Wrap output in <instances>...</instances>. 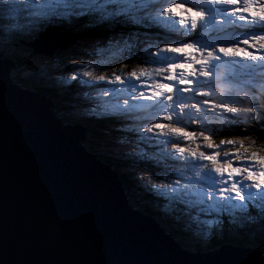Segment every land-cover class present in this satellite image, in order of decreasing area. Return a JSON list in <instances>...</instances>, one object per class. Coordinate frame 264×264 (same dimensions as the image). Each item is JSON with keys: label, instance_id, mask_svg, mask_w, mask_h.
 <instances>
[{"label": "snow or ice", "instance_id": "6c2138e0", "mask_svg": "<svg viewBox=\"0 0 264 264\" xmlns=\"http://www.w3.org/2000/svg\"><path fill=\"white\" fill-rule=\"evenodd\" d=\"M176 9H182L184 14L178 15ZM24 13L32 26L41 29L65 23L95 24L108 33V40L122 41L126 45L128 59L139 60V54L146 53L148 58L144 63L157 65L132 67L124 75L127 66L121 64L119 70L113 69L110 76H105L94 75L87 70L88 64H82L85 70L79 71L74 61L65 69L72 74L64 83L71 81L87 85L89 89L99 88L100 95L116 97L115 104L99 112L93 108L91 114L115 124L121 142L132 143L136 136L154 140L157 148L164 149L159 152L165 165L163 177L153 162L137 154L135 148L129 155L137 156L149 167L150 175L141 179L150 185L149 190L155 197L166 202L165 208L177 219L212 225L225 214L239 213L264 223V155L256 154L264 152V147L250 151L254 144L246 146L243 141L233 139L215 143L211 130L204 127L210 115L216 118L231 114L235 118L244 113L253 123L264 121V101L260 108L255 102L238 108L230 95L222 100L209 99L214 96L211 81L218 67L240 69L245 75L257 68L264 69V31L259 35L246 33L239 41H224L221 36L224 25H236L237 21L243 22L240 27L258 25L264 29V3L258 0H0V16ZM161 25L189 39L169 40L160 31ZM150 33L163 44L156 51L151 50L156 44L141 47L151 39ZM58 39L57 35L51 36L53 42ZM81 75L89 79H81ZM101 82L122 87L106 88ZM121 94L123 102L119 100ZM130 101L150 102L153 114L163 113L161 121L166 123L130 126L127 120L136 108V103ZM189 121L200 130H186L183 124ZM140 133L152 136L140 137ZM7 139L0 102V177L3 178L0 191L3 194ZM169 144L171 151L166 150ZM160 162L155 163L159 165ZM169 168L175 169L174 179H169L173 175L167 171ZM2 213L3 201L0 203ZM2 241L3 225L0 226V247ZM259 243L264 244V239ZM0 264H4L2 259ZM260 264H264V259Z\"/></svg>", "mask_w": 264, "mask_h": 264}, {"label": "water", "instance_id": "95a60500", "mask_svg": "<svg viewBox=\"0 0 264 264\" xmlns=\"http://www.w3.org/2000/svg\"><path fill=\"white\" fill-rule=\"evenodd\" d=\"M48 31L30 44L35 52L51 55L74 42L52 45ZM11 68L0 60L8 132L4 194L0 191L4 264H260L264 259L259 250L228 243L206 253L182 248L154 218L128 205L116 171L82 144L85 127L58 118L45 94L17 88Z\"/></svg>", "mask_w": 264, "mask_h": 264}, {"label": "rangeland", "instance_id": "374dc122", "mask_svg": "<svg viewBox=\"0 0 264 264\" xmlns=\"http://www.w3.org/2000/svg\"><path fill=\"white\" fill-rule=\"evenodd\" d=\"M258 2L264 3V0H258ZM178 15H183L182 9L175 10ZM250 10V14H251ZM256 13H259V8L256 9ZM191 15V14H188ZM219 20L220 17H217ZM2 23H0V59H12L16 60L17 64H12V71L10 73L11 79L15 85L19 88L31 91L39 90L49 94L52 98V110L55 115L60 118L65 123L69 124L75 120L73 117L75 115L79 117L77 119V126H84L81 124L85 118H92L94 120H98L99 124H103V127H100L97 132H99V136L94 138L91 135H84L82 139V144L87 147L94 154H97L101 159H108L109 163H117L116 160H119V167L125 170L127 173L131 172L132 178L137 179L136 184L138 182L144 183V190H149L150 185L147 184L146 181L141 179L142 176L150 175V169L148 166L144 164L143 161L139 160L137 156L129 155L132 150L135 148L137 154L144 155L149 160L153 162L154 167H162V171H159L161 177L165 175V165L163 163V158L159 155L164 149L157 148L154 140L147 141L136 136L133 137V142H121V135L115 131L116 126H113L108 119L106 118H97L96 116L91 114V110L93 108L96 109L97 112L101 111L105 106L110 105L109 101L105 100L107 97L100 95L99 91L97 92L96 89L88 90L87 92L82 91L80 89H85L84 85H79L78 83L73 84L69 81L71 86L67 84H62V82L54 81L52 82V86L46 83L44 80L47 81V73L49 74V70L43 68V64L41 66L31 68V65L25 63L28 59L29 63L34 62V58L32 55L35 54V63H47V66H50L55 72L57 69H64L58 63L67 64L68 61L74 63H78V70L83 71L85 69L82 68V64H88L89 69L93 72L94 75H105L110 76L112 74L113 69H120L121 64H125L127 67L124 70V75H126L127 70L131 69L132 67H156V64H145L144 60L147 59L146 53L139 54V60L136 59H128L129 52L126 45L120 41L115 40H108L106 33L103 29L97 27L95 24H73V23H65L63 26L61 25H54L51 26L50 31L48 29H41L39 27H34L31 25L30 20L28 18L27 13L24 14H13L11 17L7 19H1ZM243 24V22L237 21L236 25H224V32L221 35L224 38H229L228 40L239 41L245 38L246 33L255 32L259 35L264 29L260 26H243L240 27L239 25ZM179 24L176 25L178 29ZM161 27V26H160ZM58 30V31H57ZM41 31H48L50 36L47 39V42L54 44H67L74 40L73 43L68 45L65 49L58 48L56 49L51 55H46L44 53L35 52L34 48L30 45L37 39H39L38 34ZM57 31V32H56ZM68 36H66V34ZM103 35L101 38L100 35ZM176 34V32H171ZM107 34V35H106ZM57 35L59 39L55 42H52L51 36ZM80 35L89 38L91 41L88 42L86 46H89L88 49L85 45L80 48L85 49L84 52L80 53L79 55L73 54V49L77 46V42L81 37ZM151 39H149L145 44L141 45V47L147 48L150 44H156V47H153L151 50L156 51L158 47H162V43H158L155 39L153 33L149 34ZM99 38V39H98ZM96 39V41H95ZM93 40V41H92ZM172 40V39H170ZM227 46V44H225ZM259 46V42L257 43V47ZM245 48L247 46H244ZM250 50V49H249ZM66 51L69 54V59L66 61L65 58L54 55L55 53L59 52L62 53ZM260 54V53H257ZM54 55V56H53ZM24 58V59H22ZM155 59V58H153ZM58 62V63H57ZM250 63V62H249ZM27 67V69H24ZM22 69V70H21ZM37 73L33 74L34 77H29L30 73ZM47 72V73H46ZM65 74L67 78L72 74L71 71H66ZM216 76L213 77L211 81V87L214 93L213 97H209V99L215 100H222L225 95H230L231 98L235 101V106L238 108H243L245 106L250 105L251 103L255 102L257 108L262 106V101H264V69L257 68L254 72L250 75L243 74V71L240 69H233V70H225L223 66L218 67L216 70ZM57 73V72H56ZM36 75V76H35ZM38 75V77H37ZM56 74H52L55 77ZM29 77V78H28ZM36 77V78H35ZM40 78V79H39ZM81 79L88 80L89 78L83 77L81 75ZM24 81L23 83H21ZM104 83V82H103ZM24 84L25 86H22ZM46 84V85H45ZM48 84V85H47ZM105 84V83H104ZM65 85V86H64ZM106 86H108L106 84ZM105 86V87H106ZM139 87V84L137 85ZM120 87H122L120 85ZM205 87H207V82H205ZM108 88V87H107ZM64 90V91H63ZM67 92V93H66ZM81 94V95H80ZM84 95H88L89 97L94 98L95 95L100 96L94 99L91 106L82 107V109L78 108H66V105L72 103H80L81 101H77V99H84ZM75 96V97H74ZM62 98V99H61ZM102 99V100H101ZM105 99V100H104ZM124 99V98H123ZM123 99H119L120 102H123ZM70 101V102H69ZM116 103V97L113 98V103ZM130 103H136L135 110L131 113L130 118L127 120V123L130 126H141L147 127L150 123L156 122H165L161 121V116L163 113H155L153 114V109L150 107V102L147 101H139ZM87 104V103H86ZM99 110V111H98ZM79 113V114H78ZM86 114V115H85ZM81 116V117H80ZM93 120V121H94ZM208 123L204 126H210L216 124L217 126L223 127L224 129L230 127L229 129L233 130L232 126L236 127V131L239 133H244L245 137H230V139L243 141V143L247 146L249 144H254L255 147L250 149V151H256L261 147H264V139H262V143L257 142V138L253 137V131L259 130L260 136L264 137V121H259L258 123H253L250 117H247L244 113H241L240 116L233 118L231 114H223L221 117L213 118L211 115L207 117ZM234 120V123H229L228 121ZM97 122L94 121L95 124ZM166 123V122H165ZM74 124V123H72ZM109 126V127H108ZM186 130H197L200 129L198 125L191 124L189 122H185L183 124ZM85 127V126H84ZM251 129V130H249ZM85 134V132L83 133ZM152 136V134H143L140 133L139 136ZM257 137V135H255ZM162 139V138H161ZM183 143V142H181ZM167 151H171V144L167 145ZM257 155H264V152H257ZM161 161L159 166L156 165V161ZM130 161L134 164L132 166L124 165V162L130 164ZM117 165V164H115ZM123 166V167H122ZM121 169V171H123ZM167 171L172 172L173 175L169 177V179L175 178V169L169 168ZM159 182V181H158ZM168 182V180H165ZM133 193V192H131ZM158 201V207H154L153 209L156 212L163 214L164 217H173L174 220L181 221L180 223H185V221L177 219L175 215L171 212L167 213L168 209L165 208V201L162 199H158L153 195ZM135 198V196H134ZM130 201V200H129ZM128 205L132 207L130 203ZM138 205V204H137ZM241 215V214H240ZM230 222L233 219H238L235 215H229ZM242 219L246 220L244 227L242 224H238L236 227L233 228V231L242 230L241 232L248 233L247 240L248 244L251 246H255L264 254V247L259 243V241L264 235V223L259 222L260 220L253 219L242 215ZM221 220L217 221L212 225L208 224H197V223H186L189 227L194 228V236L196 238L201 239L203 242H208L213 236V233L217 231H222L223 226L222 224L219 226L218 223ZM252 221V222H251ZM162 225L165 226L166 223L162 220ZM210 227L209 228H207ZM170 228V227H169ZM171 229V228H170ZM203 229H208L209 231H204ZM253 229V230H252ZM202 230V231H199ZM245 230V231H243ZM249 230L251 232H249ZM225 231V230H224ZM231 235L233 234L234 237H238L235 235V232L229 231ZM256 234V235H255ZM238 235H241L240 233ZM231 237V236H230ZM239 239V237H238ZM196 241V239H195ZM205 244V243H204ZM223 244H227L226 242L219 243V247ZM230 244V243H228Z\"/></svg>", "mask_w": 264, "mask_h": 264}, {"label": "trees", "instance_id": "16d2710c", "mask_svg": "<svg viewBox=\"0 0 264 264\" xmlns=\"http://www.w3.org/2000/svg\"><path fill=\"white\" fill-rule=\"evenodd\" d=\"M188 14H191V13H188ZM165 35L168 37L169 40L170 39H173V40H187V39H189V37H186V36L182 35V33H180V34H178L176 36H171L170 34H165ZM13 62H16V60H14ZM38 92H40L43 95L45 94L42 91H38ZM46 96L49 97L52 100V98H51V96L49 94H46ZM93 120L94 119H92V118L85 119V120H83V122L81 124H83L84 126H87V129H88V133L87 134L91 135V137L96 138V137L99 136V133H97L96 130L99 127H103V126L101 124H99L96 120H94L95 122H97V124H95ZM76 121H77V119L73 120L72 123H75ZM211 132H212L213 141L215 143H219V141L221 139H225V140L230 139V137H238V136L239 137H245L244 133L233 132V130H230V129L227 130V131H222V129H221V130L216 131L217 133L213 132V131H211ZM252 134H253L254 138H257L256 140H257L258 143H262L263 142L262 139H264V137L260 136V134L257 135V131L256 130H254ZM255 135H257V137ZM101 160L103 162H106L107 164H110L108 159H105V160L101 159ZM117 165H114V167H118ZM122 180L125 183L127 181L125 179V177H122ZM129 193L132 194L131 200L133 202H135L134 201V196L136 198V194L135 193H131V192H129ZM148 198L150 200H152L151 197H148ZM140 207L143 209L144 213L149 214L152 217H158L161 214L159 212L155 213V212L151 211V209L149 207H147V206H140ZM161 221H162V219H161ZM219 224H220V222H219ZM222 226H223V230L222 231H217L216 230V232L213 233V236L211 237V239L208 242V249H212L213 247L217 246L219 243L226 242V243H230V244H232L233 246H236V247H251L253 249L259 250L257 247L251 246V245L248 244L249 243L248 240H247L248 233L241 232L242 230L233 231V228L236 227V226L233 225L232 222L229 221V216L225 215L223 217ZM229 231L235 232V235H237L239 237V239H238V237H234V239H232L233 238V234L231 235V233ZM243 231H245V230H243ZM251 231L249 230V232H251ZM239 233L241 235H238ZM262 238L264 239V235L262 236Z\"/></svg>", "mask_w": 264, "mask_h": 264}, {"label": "bare ground", "instance_id": "6f19581e", "mask_svg": "<svg viewBox=\"0 0 264 264\" xmlns=\"http://www.w3.org/2000/svg\"><path fill=\"white\" fill-rule=\"evenodd\" d=\"M0 18L1 19H7V18H9V16H8V14H4L3 16H0ZM160 29L161 30H166V28H165V26H163V25H161V27H160ZM101 34V33H100ZM173 35H174V33H172ZM107 35V34H106ZM103 35L101 34L100 35V37L99 38H101ZM98 38V39H99ZM102 39V38H101ZM91 40L89 39V38H87V37H83V38H80L79 40H78V42H77V46L75 47V48H71V49H73V51H72V53L73 54H76V55H79L80 53H82V52H84V50L85 49H83V48H80V46L81 47H83L84 45L86 46L87 44H88V42H90ZM93 41V40H92ZM95 41H96V39H95ZM88 49H90V47L89 46H86ZM54 55H56V56H60V57H63V58H65L66 59V61H68V59H69V54H67V52L66 51H64V52H62V53H60L59 54V52H57V53H55ZM53 55V56H54ZM32 57L34 58V62H32V63H29L28 62V59H25L26 60V64H27V66L28 65H31V68H35V67H38V66H41L40 64H43L42 66H45V67H43V68H45V69H47V70H49V71H51V72H49V74L47 73V81L46 80H44L46 83H48L49 85H51L52 86V82L53 81H55V80H57V81H59V82H62V84H63V82L65 81V80H68V78H67V76H66V72H65V69H66V67H68V66H71V65H73V63L70 61H68V63L67 64H61V63H58L61 67H63L64 69H57L55 72H53L52 70V68L50 67V66H47V63H35V54L34 55H32ZM22 59H24V58H22ZM24 69H27V67H24ZM22 70V69H21ZM38 71H35L34 73H30V75H28L30 78L31 77H34V75L33 74H35V73H37ZM57 72V73H56ZM52 74H56L55 75V77L54 76H52ZM36 76V75H35ZM11 77V76H10ZM28 77V78H29ZM37 77H38V75H37ZM36 78V77H35ZM40 79V78H39ZM101 83H103V82H101ZM47 84V85H48ZM65 84V83H64ZM69 84H71L70 82L67 84V85H69ZM46 85V84H45ZM103 85H104V87L106 86V83L104 84L103 83ZM108 85V84H107ZM65 86V85H64ZM85 86V89H88V87H87V85H84ZM106 87H108V88H112V87H117V88H120V85H108V86H106ZM64 91V90H63ZM83 91H88V90H83ZM67 93V92H66ZM75 97V96H74ZM113 98L114 97H112V98H109V97H107V99L105 100V102L106 101H109V103H110V105L113 103ZM124 98V96L121 94L120 96H119V99L121 100V99H123ZM62 99V98H61ZM87 100L89 101V102H93L94 100L91 98V97H88L87 98ZM78 101H82V99H77V101L76 102H78ZM70 102V101H69ZM79 103H72L71 105H78ZM66 108H69L70 106L69 105H67V106H65ZM99 111V110H98ZM79 114V113H78ZM86 115V114H85ZM81 117V116H80ZM88 118V117H87ZM87 121V120H86ZM98 121V120H97ZM76 123V122H75ZM70 125V124H69ZM229 128L230 127H227V128H225V129H223V131H227V130H229ZM230 130H232V129H230ZM114 164V163H113ZM117 173V172H116ZM141 183V182H140ZM133 187H135V186H133ZM140 189H141V186L140 187H138V192L140 191ZM132 191H133V193H135L136 194V192H135V189L133 188L132 189ZM130 194V193H129ZM125 196H126V198L128 199V200H131V197H132V194H130V195H127V194H125ZM136 198L137 199H139L140 197L136 194ZM132 201V200H131ZM136 204V203H135ZM137 208H140V205H137ZM140 210V209H139ZM141 213H143V212H141ZM144 214H146V213H144ZM162 224V223H161ZM175 225L176 226H178L179 225V222H176L175 223ZM199 231H202V230H199ZM192 237H195L194 235H192ZM195 239V238H194Z\"/></svg>", "mask_w": 264, "mask_h": 264}, {"label": "clouds", "instance_id": "9594fccd", "mask_svg": "<svg viewBox=\"0 0 264 264\" xmlns=\"http://www.w3.org/2000/svg\"><path fill=\"white\" fill-rule=\"evenodd\" d=\"M45 93V92H44ZM47 93H45V95H46ZM47 97V96H46ZM48 98V97H47ZM237 130V129H236ZM238 133V132H237ZM239 137V136H238ZM137 188V187H136ZM130 190V189H129ZM142 196H144V194H142V193H140V199L142 200ZM145 199H147L148 200V196H145L144 197ZM149 201V200H148ZM140 205V204H139ZM147 204H145V205H141V206H146ZM148 207V206H147ZM149 208H150V206H149ZM134 209V208H133ZM138 210V209H137ZM141 210H143L142 208H141ZM144 213V212H143ZM147 215V214H146ZM166 226H168V224L167 225H165V227ZM170 228H171V225H170ZM204 248V247H203Z\"/></svg>", "mask_w": 264, "mask_h": 264}]
</instances>
